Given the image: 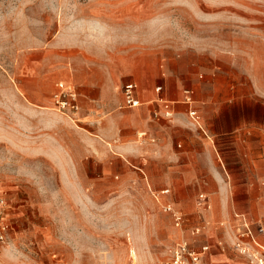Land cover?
Returning <instances> with one entry per match:
<instances>
[{
    "label": "rangeland",
    "instance_id": "obj_1",
    "mask_svg": "<svg viewBox=\"0 0 264 264\" xmlns=\"http://www.w3.org/2000/svg\"><path fill=\"white\" fill-rule=\"evenodd\" d=\"M93 60L125 66L113 110L94 108L102 93L88 98L72 79L84 80ZM62 81L82 93L76 117L54 104ZM131 81L142 101L133 108L122 93ZM166 102L175 103L169 117ZM219 112L264 124V0H0V195L9 224L0 264H169L183 238L218 251L213 230L226 219L212 216L213 204L199 206L204 185L168 183L174 165L153 155L159 137L149 125L167 131L184 159L178 133L208 137L205 123ZM223 137L216 165L228 183Z\"/></svg>",
    "mask_w": 264,
    "mask_h": 264
},
{
    "label": "crops",
    "instance_id": "obj_2",
    "mask_svg": "<svg viewBox=\"0 0 264 264\" xmlns=\"http://www.w3.org/2000/svg\"><path fill=\"white\" fill-rule=\"evenodd\" d=\"M86 66V69L90 68V72H87L84 80L79 74H75L72 79L81 84V90L86 94L102 93L101 98L94 104V108L115 109L121 101L120 86L124 83L125 66L119 61L112 66L109 62L96 60L86 63ZM78 92L82 108V93L79 90ZM87 96L94 97L90 94ZM136 96L141 106L138 89ZM153 108L155 109V105H152ZM173 109L175 110V105ZM223 109L231 110L230 106L226 105ZM142 112L149 114V107H145ZM183 122L186 125L191 124L187 120ZM157 125V123L149 125V129L159 137L158 143L151 147V151L155 158L172 162L174 165L170 171L171 177L167 178L168 183L190 184L195 188H201L204 185V191L211 203L210 208L212 204L214 205L215 214L212 213V216L215 219L225 218V221H234V215L242 213L248 217L255 230L259 226L264 227V124L261 119L247 115L229 117L224 112H219L212 121L205 123L208 137L197 131L195 133L180 131L179 140L184 142V150L188 155V158L184 159H181V155L175 150L174 142L169 138L168 132L159 130ZM191 128L195 129V127ZM223 134L228 136L230 142L228 152L232 156L231 167H228L230 178L228 183L223 182L216 165V154L224 155V151L219 148L226 139ZM209 138H214L215 142H211ZM194 147H200L201 151L194 153ZM213 231L217 240L223 235L224 229L215 227ZM257 237L264 242V235L258 234ZM217 249L218 251L211 249L209 253L211 264H249L233 249L226 251Z\"/></svg>",
    "mask_w": 264,
    "mask_h": 264
},
{
    "label": "built area",
    "instance_id": "obj_3",
    "mask_svg": "<svg viewBox=\"0 0 264 264\" xmlns=\"http://www.w3.org/2000/svg\"><path fill=\"white\" fill-rule=\"evenodd\" d=\"M138 89L137 83L131 82L123 87V94L125 103L128 107H137L140 105V101L136 96ZM162 86L157 87V90H161ZM53 101L55 106L64 112L70 113L73 116H77L81 110L80 95L77 88L66 82H59L57 84V90L53 95ZM183 102L188 105L189 115L194 124L201 126L200 115L198 110L193 106L195 102L194 90L186 89L184 91ZM173 104L167 103L165 105V115L171 116L173 113ZM143 133L142 135H145ZM168 193L166 189L162 191ZM199 206L204 209H210L209 199L206 195L201 194ZM8 202L3 195H0V249L9 234V224L6 220V208ZM166 211H170L173 214L174 220L177 226H181L184 221L183 215L175 210L171 205L165 207ZM225 231V238H219L216 242L217 248L222 251L227 249H233L238 255L243 257L249 264H264V242H262L257 235H264V227L259 226L256 230L253 228L251 222L245 214L238 213L234 215V221H223L220 223ZM200 228L193 230V234H199ZM211 247L209 244H204L200 248H194L192 242L183 238L177 245L170 250V262L169 264H205V257L209 255Z\"/></svg>",
    "mask_w": 264,
    "mask_h": 264
}]
</instances>
